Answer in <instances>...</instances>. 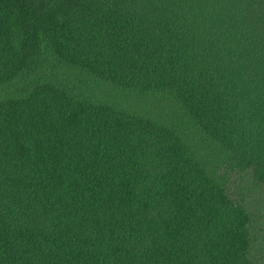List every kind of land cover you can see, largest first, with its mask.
Instances as JSON below:
<instances>
[{
  "label": "trees",
  "instance_id": "obj_1",
  "mask_svg": "<svg viewBox=\"0 0 264 264\" xmlns=\"http://www.w3.org/2000/svg\"><path fill=\"white\" fill-rule=\"evenodd\" d=\"M0 264H264V0H0Z\"/></svg>",
  "mask_w": 264,
  "mask_h": 264
}]
</instances>
